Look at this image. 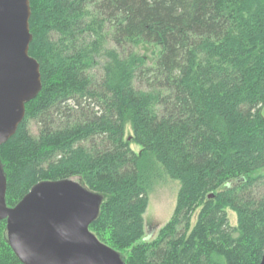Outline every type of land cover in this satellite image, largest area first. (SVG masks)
Masks as SVG:
<instances>
[{
  "label": "trees",
  "instance_id": "obj_1",
  "mask_svg": "<svg viewBox=\"0 0 264 264\" xmlns=\"http://www.w3.org/2000/svg\"><path fill=\"white\" fill-rule=\"evenodd\" d=\"M29 7L28 53L41 87L0 145L6 205L39 181L76 177L102 196L89 230L124 264H259L264 0H29ZM142 44L155 48L150 63L135 50ZM159 168L179 187L171 217L146 240V186ZM0 264H22L5 220Z\"/></svg>",
  "mask_w": 264,
  "mask_h": 264
},
{
  "label": "water",
  "instance_id": "obj_2",
  "mask_svg": "<svg viewBox=\"0 0 264 264\" xmlns=\"http://www.w3.org/2000/svg\"><path fill=\"white\" fill-rule=\"evenodd\" d=\"M29 17V0H0V145L13 135L25 103L41 87L39 63L28 53ZM5 192L0 166V220L22 264H124L89 230L102 196L79 180L39 181L11 207ZM259 264H264V250Z\"/></svg>",
  "mask_w": 264,
  "mask_h": 264
},
{
  "label": "rangeland",
  "instance_id": "obj_3",
  "mask_svg": "<svg viewBox=\"0 0 264 264\" xmlns=\"http://www.w3.org/2000/svg\"><path fill=\"white\" fill-rule=\"evenodd\" d=\"M141 55L146 57L148 63H150L153 58L155 48L151 45L142 44L135 48ZM260 114L264 118V105L260 107ZM30 129L32 132L36 131V126L31 123ZM129 128L126 127V137L129 136ZM136 151L139 149L136 145H131ZM264 175V167L255 170L254 175ZM72 179L77 180L76 177ZM148 204L144 213V239H153L156 232L160 227H162L171 217L175 206L176 194L179 187V182L176 179L168 177L159 168L157 173L149 179L148 185L146 186ZM196 210L191 218V223H194L196 219ZM228 220L230 225L234 226L236 224L235 214L227 210Z\"/></svg>",
  "mask_w": 264,
  "mask_h": 264
}]
</instances>
